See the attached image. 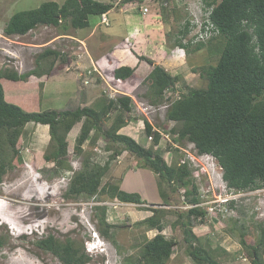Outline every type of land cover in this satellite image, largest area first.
Wrapping results in <instances>:
<instances>
[{
	"label": "rangeland",
	"instance_id": "374dc122",
	"mask_svg": "<svg viewBox=\"0 0 264 264\" xmlns=\"http://www.w3.org/2000/svg\"><path fill=\"white\" fill-rule=\"evenodd\" d=\"M53 1L62 5L66 0H0V71L28 75L39 68V55L48 50L60 53L56 60L51 56L40 62L41 73L52 68L49 76L30 75L20 82L5 80L6 100L26 112H40L74 111L84 107L98 109L102 99L131 97L134 106L126 117L129 124L119 133L161 155L172 167L184 162L189 165L201 199L200 207L207 212L204 221H193L191 227L197 244L210 251L220 264H251L241 245L240 233L245 232L247 242L252 245L260 239L264 229V188L231 191L215 158L199 155L194 145L187 141L175 140L177 137L172 130L179 124L167 120V106L172 102L167 100L175 101L180 94L167 93L165 105H152L146 97L148 84L145 82L151 67L138 58L154 59V63L178 76L177 87L181 93L186 86L206 88L207 80L201 77V70L216 65L219 59L213 49L214 43L207 42L199 51L194 46L189 51L175 46L187 19L198 25L203 22V0H144L123 6L122 0H95L111 3L114 8L107 17L91 16L88 28L77 30L64 22L59 27L39 26L24 36L6 35L5 28L14 14ZM144 7L150 9L147 14L142 12ZM140 12L149 15L150 22L145 18L141 23H149L150 28L143 30L141 37L133 35L136 38L131 39L129 35L136 28L128 26L123 16L126 13L133 18ZM140 24L138 28L143 26ZM197 34L195 27L185 42ZM136 40L138 50H135ZM53 60L55 65L51 66ZM122 66L137 70L132 79L119 84L114 71ZM113 117L112 114L104 121L106 129L111 126ZM145 121L164 134L158 146L148 138ZM82 125L83 121L67 135L69 146L64 166L45 159L55 149L49 126L35 123L25 126L17 144L21 158L14 159V168L9 169L0 182V237L5 240L0 249V264H63L56 255L38 244L50 236L60 242L72 241L80 254L90 258L86 264H145L140 253L144 244L157 234L156 230H146L139 224L154 214L146 208L164 213L163 234L176 241L177 246L167 264H195L186 250L181 228H173L178 219L177 212L190 210L186 209L190 205L184 202L185 191L175 192L171 198V188L165 183L161 185L153 171L142 168L141 159L124 149L116 155L115 151L123 147L107 144L103 137L94 141L95 132L84 144L82 155H76L74 150ZM85 161L102 166L109 162L102 186L122 187L124 184L123 190L140 195L144 203L123 204L108 195L67 197L70 181L74 173L85 169ZM136 171V175L120 183L123 174ZM229 198L234 201V206L224 207V200ZM102 207L107 222L113 225L109 230L110 238L101 233L104 227L100 222ZM94 233L102 241L105 253L93 251V247L87 245L92 242Z\"/></svg>",
	"mask_w": 264,
	"mask_h": 264
},
{
	"label": "trees",
	"instance_id": "16d2710c",
	"mask_svg": "<svg viewBox=\"0 0 264 264\" xmlns=\"http://www.w3.org/2000/svg\"><path fill=\"white\" fill-rule=\"evenodd\" d=\"M136 1L142 3L144 0H122V6ZM202 5H205L202 9L205 14L202 18L203 31L208 32L210 37L197 44H192V40L185 43L184 40L195 27L187 19L183 29L179 31L175 46L186 51L194 46L199 51L206 47L207 42L214 43L213 49L219 54V59L216 65H209L201 70V77L207 80L206 88L195 89L186 86L181 93L177 87L180 81L178 76H173L153 60L138 57L151 67L145 78L148 84L146 97L152 105L160 107L165 105L167 93H179L180 96L175 101L172 98L167 100L172 101L167 107V120L179 124L177 129L172 130L177 137L175 140L187 141L194 145L199 155L215 158L223 171V180L231 191L261 190L264 188V0H203ZM113 8L111 3L95 0H66L62 5L54 1L44 2L39 8L14 14L5 28V33L9 36H24L39 26L59 27L64 22H69L74 29H85L90 26L91 16L102 17ZM51 56L56 60L60 53L48 50L39 55L38 67H42L40 62L43 59L47 60L46 58ZM55 60L50 63L51 66L55 65ZM39 68L32 70L28 75H19L15 71H0V182L8 170L14 168V159L21 158L17 144L27 124L49 126L55 149L45 159L64 166L63 160L68 155L69 146L67 135L75 125L83 121L75 145L76 155H82L84 144L91 139V133L95 132L94 141L103 137L107 144L123 147L121 150L115 149L116 155L121 154L124 149L141 159L142 168L153 171L161 180V185L165 183L171 188V198L175 192L184 190L186 204L201 203L198 188L192 180L191 169L187 163L172 167L161 155L145 148L135 139L119 133L129 124L126 117L133 111L134 106L131 97H107V100L102 99L98 103V109L84 107L74 111L26 112L8 102L3 82H20L30 75L49 76L52 71L50 68L41 73ZM136 70L122 66L114 71V77L127 81L134 77ZM112 114L114 117L111 126L106 129L104 121ZM145 124L148 138L158 146L163 138L161 133L155 131L149 121H145ZM109 165V162L105 166L90 165L85 161V169L74 173L66 196L108 195L109 198L124 204H143L140 195L126 192L118 185L102 186ZM165 195L167 196L166 193ZM234 204V201H231L230 206L233 207ZM145 210L154 214L139 224L145 226L146 230H156L157 234L144 244L140 253L141 259L145 264H167L177 246L176 241L163 234L164 213L160 210ZM104 211L105 208L102 207L100 222L104 227L101 233L110 238L109 230L113 225L107 222ZM177 214L178 219L173 228H181L186 250L195 264H220L210 251L197 244L198 239L191 229L193 221H204L207 212L197 207ZM260 235L258 242L252 245L246 240L247 234L240 233L241 245L247 251L251 264H264L263 228ZM38 244L56 255L63 264H86L90 260L80 254L74 243L69 240L60 242L50 236ZM4 245L5 240L0 237V249Z\"/></svg>",
	"mask_w": 264,
	"mask_h": 264
},
{
	"label": "crops",
	"instance_id": "0c3cea01",
	"mask_svg": "<svg viewBox=\"0 0 264 264\" xmlns=\"http://www.w3.org/2000/svg\"><path fill=\"white\" fill-rule=\"evenodd\" d=\"M129 5H132L131 3L129 4ZM128 5V6H129ZM127 6V7H128ZM125 9V8H124ZM112 12V11H111ZM111 12H109V13H111ZM135 14V13H134ZM124 15L125 16H123L125 19H126V23L128 24V26H133L134 27V29L136 28V30L134 31H131V34L129 35L130 36V38L131 39H135L138 35H139V37H141V35H142V31L143 30H147V31H149V28H150V26H149V23H146V22H144V23H141L142 22V20L141 19H147L148 17H149V15H142V13L140 12L139 13V15L138 14H136V15H134L133 16V18H132V16H128L126 13H124ZM147 20H149V22H150V19H147ZM143 24V26L142 27H140V28H138L139 27V24ZM140 24V25H141ZM138 28V29H137ZM138 33V34H137ZM133 35H135L136 37H134ZM133 41V40H132ZM135 44H136V46H135V50H138V48H137V46L139 47V42L136 40L135 41ZM154 60V59H153ZM130 67H132V66H130ZM122 130H124V129H122ZM125 173V172H124ZM138 172L136 171L134 174H130V173H128L127 175H125L124 176V174L122 175V177H121V180H120V183H121V181H123V182H126V179H128L130 176H134V175H136ZM123 184V183H122ZM121 189L123 188L124 189V184L122 185V187H120ZM122 189V190H123ZM124 191H126V190H124Z\"/></svg>",
	"mask_w": 264,
	"mask_h": 264
},
{
	"label": "built area",
	"instance_id": "2783aa9c",
	"mask_svg": "<svg viewBox=\"0 0 264 264\" xmlns=\"http://www.w3.org/2000/svg\"><path fill=\"white\" fill-rule=\"evenodd\" d=\"M150 11V9L148 8V7H144L143 9H142V12H143V14H147L148 12ZM204 22H202L200 25H198L197 23H192V25H193V27L195 26L197 29H198V34L196 35V37L195 38H193V39H189V40H192V44H197L198 42H204V41H206L209 37H210V34L208 33V32H204L203 31V24ZM195 27H194V29H195ZM193 29V30H194ZM193 32V31H192ZM191 32V33H192ZM186 40V39H185ZM184 40V41H185ZM189 40H187V42L189 41ZM187 42H185V43H187ZM92 74V73H91ZM115 78V77H114ZM119 84L121 83L122 84V82H124V81H122V80H117V79H115ZM110 99H112L111 97H109ZM118 98V97H117ZM117 98H115V99H117ZM151 107H153V106H151ZM168 107V106H167ZM158 132H160L161 133V135H163L164 136V134L161 132V131H159V130H157ZM164 138V137H163ZM169 138V137H168ZM229 200H232V199H225L224 200V202H223V204H225L224 205V207L225 206H228L229 205ZM201 204V203H200ZM200 204H198V205H191V204H189L190 206L188 207V208H186V209H192V208H197V207H199V208H202V207H200ZM199 220H201V219H199Z\"/></svg>",
	"mask_w": 264,
	"mask_h": 264
},
{
	"label": "clouds",
	"instance_id": "9594fccd",
	"mask_svg": "<svg viewBox=\"0 0 264 264\" xmlns=\"http://www.w3.org/2000/svg\"><path fill=\"white\" fill-rule=\"evenodd\" d=\"M105 16V15H104ZM106 17H107V14H106ZM182 49V48H181ZM184 50V49H183ZM134 105V103H133ZM157 131V130H156ZM212 157V156H211ZM229 205L231 203V201L233 200H229ZM124 204V203H123ZM92 242H89L87 243V245L89 244L90 246L89 247H93V251L94 250H97V251H100L101 253H105V249L103 248V243L102 241L100 240L99 236L97 234H93V238H92ZM91 252V251H89Z\"/></svg>",
	"mask_w": 264,
	"mask_h": 264
}]
</instances>
